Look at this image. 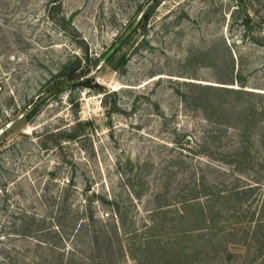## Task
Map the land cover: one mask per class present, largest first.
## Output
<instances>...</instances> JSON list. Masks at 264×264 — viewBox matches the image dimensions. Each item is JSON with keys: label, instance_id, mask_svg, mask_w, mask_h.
<instances>
[{"label": "rangeland", "instance_id": "rangeland-1", "mask_svg": "<svg viewBox=\"0 0 264 264\" xmlns=\"http://www.w3.org/2000/svg\"><path fill=\"white\" fill-rule=\"evenodd\" d=\"M11 120L0 264H264V0H0Z\"/></svg>", "mask_w": 264, "mask_h": 264}, {"label": "water", "instance_id": "water-1", "mask_svg": "<svg viewBox=\"0 0 264 264\" xmlns=\"http://www.w3.org/2000/svg\"><path fill=\"white\" fill-rule=\"evenodd\" d=\"M143 13V12H142ZM142 13L136 18V20L131 24V26L124 32V34L119 38V40L113 45V47L109 50V52L106 53V55L103 57V62L106 60V58L108 57V55L114 51V49L121 43V41L133 30V28L138 24ZM13 120H11L10 122H8L7 124H5L1 130H0V134L7 129L8 127L11 126Z\"/></svg>", "mask_w": 264, "mask_h": 264}, {"label": "trees", "instance_id": "trees-1", "mask_svg": "<svg viewBox=\"0 0 264 264\" xmlns=\"http://www.w3.org/2000/svg\"><path fill=\"white\" fill-rule=\"evenodd\" d=\"M143 14V13H142ZM143 15H141V17H142ZM78 69V68H77ZM77 69H75V70H73L74 72L77 70ZM88 73V72H87ZM87 73H85L84 75H82L81 77H83V76H85ZM89 79V78H88ZM88 79H86V81L85 82H88L89 80Z\"/></svg>", "mask_w": 264, "mask_h": 264}]
</instances>
